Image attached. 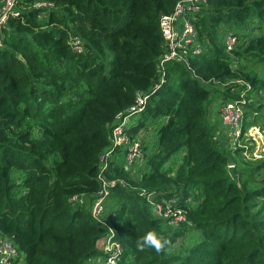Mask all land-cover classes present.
<instances>
[{"label":"trees","instance_id":"1","mask_svg":"<svg viewBox=\"0 0 264 264\" xmlns=\"http://www.w3.org/2000/svg\"><path fill=\"white\" fill-rule=\"evenodd\" d=\"M35 1L20 0V14L0 32V234L24 255L13 264H90L105 256L100 241L109 227L127 264H264V158L222 151L208 118L211 86L231 82L221 98H234L242 80L252 87L243 131L264 119V0H208L193 21L203 52L190 56L191 69L167 61L156 89L160 18L178 0H47L55 7L46 16ZM223 28L239 34L230 52ZM137 92L149 98L127 133L152 151L137 163L136 177L118 153L110 160L103 174L125 184L112 188L107 227L70 199L87 196L92 204L100 156ZM250 111L259 114L248 120ZM175 198L185 222L154 215V203L166 207ZM187 228L201 235L175 247ZM148 230L169 242L162 254L136 250L135 239Z\"/></svg>","mask_w":264,"mask_h":264},{"label":"built area","instance_id":"2","mask_svg":"<svg viewBox=\"0 0 264 264\" xmlns=\"http://www.w3.org/2000/svg\"><path fill=\"white\" fill-rule=\"evenodd\" d=\"M20 0H0V32L6 26L11 16H18L20 11L17 5ZM208 4V0H178L172 12L163 14L160 18V28L163 35V52L160 54L157 61V75L160 81L156 82L154 89L161 86L165 81V64L167 61L176 60L183 63L189 69L190 56L201 54L203 47L200 42V36L198 30L194 24V20L197 18L200 11ZM55 7L53 2L47 0H36L33 3V8L44 9V16H46L48 10H52ZM221 39L224 40L227 51H232L238 40L239 34L234 29L223 28L220 31ZM2 44V37L0 36V45ZM72 45L75 50L81 51L83 42L78 36L72 38ZM237 82L245 85L244 88L237 94L238 97L221 98L216 105V115H213L215 132L213 135L214 140L217 142L218 147L225 146L231 148V150L237 148H243V156L247 159L262 160L264 155L259 153V156H253L250 147L246 145V138L243 131V121L245 113L248 108L246 104L248 102L247 93L251 90V85L242 80ZM231 83V82H230ZM230 83H223L225 88ZM149 98V92L140 93L137 96L135 104L128 109L127 115L118 114L115 125L112 128L113 131V145L102 152L100 156V168L101 180L100 189L94 194L92 204L89 205L87 196L75 195L70 200L77 206L89 205L92 217L103 223L105 226L108 216L112 210L107 208L106 201L109 198L112 188L118 183L125 184L122 179L110 180L103 172L109 169V162L113 156L117 153L124 158L123 167L130 174V177H136V169L142 168L141 164H137L145 158V151L149 154L148 150H144L143 143L139 139L132 138L127 129L131 122V117L141 112L147 104ZM251 102V99H249ZM251 138L250 136L247 139ZM148 154V155H149ZM235 166V164H230ZM145 170H147L145 166ZM142 174V173H140ZM166 207L162 203L153 204V212H160L159 217L168 219L169 223L178 224L186 221V216L182 209L175 208L174 204L177 199L164 200ZM110 210V211H109ZM191 224V222H187ZM110 235H106L103 241H100V247L105 253V256L98 259L97 264H127L129 259L123 254L124 248L119 240L115 238V232L112 227H109ZM21 250L15 240L11 237L0 234V264H13L14 261L22 260Z\"/></svg>","mask_w":264,"mask_h":264},{"label":"rangeland","instance_id":"3","mask_svg":"<svg viewBox=\"0 0 264 264\" xmlns=\"http://www.w3.org/2000/svg\"><path fill=\"white\" fill-rule=\"evenodd\" d=\"M19 10H20V6H18ZM44 16V15H42ZM222 88H224L223 86H211V101L208 104V118L211 121V123L214 126V121L212 120L213 115H216L215 113V109H216V105H218V102L221 100V94ZM263 95L260 94V98ZM258 108V107H257ZM257 110V109H256ZM251 116L248 118V120H252L254 119L255 116H257L259 114V112H254V111H250ZM137 117V116H135ZM134 117V118H135ZM163 119H160L158 122H161ZM249 123V121H248ZM247 123V124H248ZM264 123V119H259L258 120V126H247V130L244 132V136H245V142L246 145L251 148L252 151V155L258 157L259 153H262V155H264V125H263V130L260 128V125H262ZM150 130H154L153 127L150 128ZM250 136L252 141L250 142L247 137ZM222 151H224L225 153H229L233 150H231V148H226L225 146L219 147ZM183 151H179L177 152L174 156L173 159L170 160V164L172 166H174V168H177V164H176V160H178L181 155H182ZM232 157H234V155H231ZM247 161H251L253 159H247ZM111 195V194H110ZM106 201H109V198L106 199ZM89 205H85V207H88ZM160 212L158 211H154V215H159ZM188 229V228H187ZM201 235V232L198 230H195L194 228L192 229H188V232L186 233V235H184L183 237L179 238L177 240V242L174 244L175 247H184L185 245H189L191 242L195 241L196 239L199 238V236ZM22 256L24 257V255L22 254ZM98 260L97 258L93 259L91 261L90 264H97Z\"/></svg>","mask_w":264,"mask_h":264},{"label":"clouds","instance_id":"4","mask_svg":"<svg viewBox=\"0 0 264 264\" xmlns=\"http://www.w3.org/2000/svg\"><path fill=\"white\" fill-rule=\"evenodd\" d=\"M134 244L138 252L151 249L155 254L160 255L166 250L169 242L155 231L148 230L142 236H138Z\"/></svg>","mask_w":264,"mask_h":264},{"label":"water","instance_id":"5","mask_svg":"<svg viewBox=\"0 0 264 264\" xmlns=\"http://www.w3.org/2000/svg\"><path fill=\"white\" fill-rule=\"evenodd\" d=\"M139 93L137 92V95H138ZM236 167L235 166H230L229 167V172H230V175L232 176V178L233 179H235L236 181H239V177H238V175H237V173H236V169H235Z\"/></svg>","mask_w":264,"mask_h":264}]
</instances>
